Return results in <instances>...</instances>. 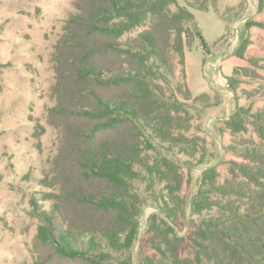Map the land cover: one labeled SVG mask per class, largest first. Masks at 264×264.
Listing matches in <instances>:
<instances>
[{
	"label": "trees",
	"instance_id": "trees-1",
	"mask_svg": "<svg viewBox=\"0 0 264 264\" xmlns=\"http://www.w3.org/2000/svg\"><path fill=\"white\" fill-rule=\"evenodd\" d=\"M184 1L221 16L218 0ZM195 38L208 52L194 15L177 0H74L52 55L47 122L59 145L44 183L55 190L52 213L38 232L59 256L85 259L103 241L117 248L122 236L127 247L136 229L135 181L151 172L145 151L194 152L184 103L207 95L193 97L186 83L185 49ZM173 57L183 82L175 81ZM226 59L237 72L238 61ZM253 128L259 143L244 146L252 165L239 166L247 184L218 187L215 170H205L202 184L228 198L211 201L218 216L200 222L194 259L181 258L165 239L158 264H264V115Z\"/></svg>",
	"mask_w": 264,
	"mask_h": 264
},
{
	"label": "rangeland",
	"instance_id": "rangeland-1",
	"mask_svg": "<svg viewBox=\"0 0 264 264\" xmlns=\"http://www.w3.org/2000/svg\"><path fill=\"white\" fill-rule=\"evenodd\" d=\"M177 1L193 15L201 12ZM73 2L0 0V264H158L168 250L165 239L175 243L170 247L181 258L194 259L200 222L218 216L211 201L228 198L203 185L202 173L213 168L218 187L245 186L239 166L252 165V159L244 146L259 143L253 119L264 115V0H218L222 17L201 12L228 24L226 35L208 49L209 57H234L238 71L216 86L212 63L202 67L193 58L192 84L202 83L210 93L197 103L182 101L192 116L194 152L156 145L146 150L151 172L135 181L132 240L125 247L122 236L115 249L103 241L85 259L61 257L38 236L44 216L52 213L55 190L44 183L59 145V131L47 122L54 105L52 55ZM186 27L195 33L192 25ZM172 61L175 81L183 82L182 66L176 57ZM167 225L171 232L166 233Z\"/></svg>",
	"mask_w": 264,
	"mask_h": 264
},
{
	"label": "crops",
	"instance_id": "crops-1",
	"mask_svg": "<svg viewBox=\"0 0 264 264\" xmlns=\"http://www.w3.org/2000/svg\"><path fill=\"white\" fill-rule=\"evenodd\" d=\"M196 25L199 29V32L207 46L208 49H212L225 35L228 30V24L222 20L221 18H214L209 16L207 13L196 12L194 13ZM199 40L195 38L192 45L186 47L185 49V63H186V76H187V85L189 91L193 97L202 95V94H210L203 91V84L200 83L196 87L192 84L194 81V75L192 74L191 67L193 64V58H198V64L202 67H205L207 64H210L213 68L212 71V78L214 79L213 82L216 86L223 85L224 76L227 75V78L232 74V68L234 63L229 64L228 59H220L210 58L209 56H213L211 54L208 55V52H205L201 45L198 42ZM231 61V60H230ZM224 69V71L222 70ZM228 71V72H225ZM198 87H201L200 91L193 92ZM210 91L211 87H210ZM200 92V93H199Z\"/></svg>",
	"mask_w": 264,
	"mask_h": 264
}]
</instances>
